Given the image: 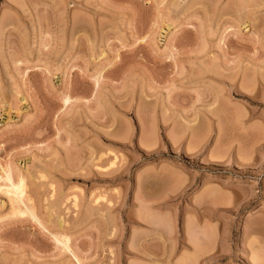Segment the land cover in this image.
<instances>
[{"label": "rangeland", "instance_id": "1", "mask_svg": "<svg viewBox=\"0 0 264 264\" xmlns=\"http://www.w3.org/2000/svg\"><path fill=\"white\" fill-rule=\"evenodd\" d=\"M75 255L264 264V0H0V264Z\"/></svg>", "mask_w": 264, "mask_h": 264}, {"label": "bare ground", "instance_id": "2", "mask_svg": "<svg viewBox=\"0 0 264 264\" xmlns=\"http://www.w3.org/2000/svg\"><path fill=\"white\" fill-rule=\"evenodd\" d=\"M3 172L6 176V180L9 183V185L7 187V194H9L8 196L10 197V200H11V202L15 208V211L17 210V212H19V213L21 212L20 214H23V211H25L27 214L31 215V217L34 220H37V222H39L35 213L26 205L25 201L27 199L26 198L27 196H26V185H25L24 180L19 179L20 180L19 182H17V181L15 182L12 179L11 170L9 168L3 167ZM22 206L25 207V210L22 209ZM39 224L42 225V223H40V222H39ZM58 241H59V239H58ZM61 242H62L64 248L67 249L68 251H70V246L68 245V240L65 239ZM61 242L59 241V243H61ZM75 258L79 264H82L80 259L76 255H75Z\"/></svg>", "mask_w": 264, "mask_h": 264}]
</instances>
